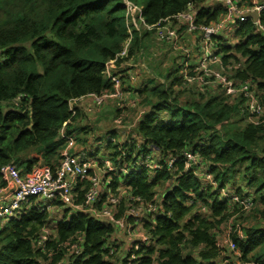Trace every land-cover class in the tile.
<instances>
[{
  "label": "trees",
  "instance_id": "16d2710c",
  "mask_svg": "<svg viewBox=\"0 0 264 264\" xmlns=\"http://www.w3.org/2000/svg\"><path fill=\"white\" fill-rule=\"evenodd\" d=\"M129 1L142 7L145 23L154 26L164 25L163 19L173 23L174 15L190 5L198 9V25L217 23L225 13L219 4L206 0ZM241 3L249 6L251 0H240ZM257 3L264 5L263 0ZM207 4L215 9H206ZM259 23L264 28V9L259 12ZM229 24L235 27V39L228 41L234 42L224 40L223 28L212 37L214 52L229 76L232 73L236 80H251L264 100V34L252 19ZM154 26L151 30L141 29L146 31L141 36L133 27L127 56L118 58L116 66L133 58L136 51H144V38L155 34ZM128 28L132 29V22L126 21L123 0H0V167L11 163L22 174L41 161L55 172L67 146L59 130L63 128L64 135L77 137L80 142L78 133L86 132L78 125L82 111L76 106L72 116L69 101L110 90L111 81L104 71L122 50L129 36ZM187 35L189 39L192 37ZM190 40L187 45L197 49L199 39ZM214 67L219 69L218 65ZM125 69L119 70L126 73L121 77L123 89L131 82L129 68ZM152 70L159 76L165 74L160 67ZM176 71V75L166 72L168 83L149 80L150 86L144 89L142 104L149 110L136 120L135 130L143 142L138 151L150 152L147 146L158 148L162 163L170 154L180 155L187 149L198 151L201 163L225 187L240 167V178L246 188L238 185L235 192L252 196L254 207L250 213L255 209L264 218V156L259 152V147L264 148V124L250 123L242 100L231 102L223 92L206 98L201 94L199 100L187 97L181 102L179 92L201 91L195 86H183L177 63ZM175 85L179 87L176 92ZM110 101L113 100L105 103ZM113 102L117 119L125 111ZM241 112L246 116L243 126L239 125L244 120L240 118ZM125 147L108 143L112 164H121L119 148ZM129 159L127 156L125 161ZM97 162L103 166L101 161ZM182 169L178 162L170 170H155L153 176L142 169L127 177L131 193L144 199H152L160 185H164L162 208L169 214L158 217L154 224L149 220L143 223L151 246L139 247L137 254H142L139 262L213 264L227 260V264H264V229L253 226L245 227L247 233L243 229L244 240L233 236L240 257L230 263L229 254L216 246L220 235L214 231L231 215L245 213L238 206L221 201L209 184L182 173ZM119 179L112 176L110 186L114 191ZM77 183L75 202L79 203L89 184ZM103 199L97 201V208H101ZM123 206L124 201L120 210ZM49 216L47 212L28 209L20 218L5 222L0 231V264H55L63 257L65 249L61 243L75 234L84 235V251L66 264H121L125 258V251L122 259H116L120 254L110 255L103 249L109 237L117 233L116 229L83 212L70 215L68 221L57 225L56 238L48 241V247L53 249L49 257L36 246ZM235 225L233 221L230 227Z\"/></svg>",
  "mask_w": 264,
  "mask_h": 264
},
{
  "label": "built area",
  "instance_id": "2783aa9c",
  "mask_svg": "<svg viewBox=\"0 0 264 264\" xmlns=\"http://www.w3.org/2000/svg\"><path fill=\"white\" fill-rule=\"evenodd\" d=\"M123 1L126 8V21L132 22V29L128 28L129 36L122 50L106 65L104 73L111 81L112 87L110 90H105V92L100 94L88 93L86 96L70 100L69 109L72 116L75 115V108L72 104L85 99L91 100L89 112L99 111L100 105L108 100H113L119 108H124L122 103L123 83L121 79L124 75L117 71L118 66H116L115 62L118 58L127 56L132 40V30H141L143 28L151 30L154 25L145 23L142 7L135 5L129 0ZM239 1L206 0V2L219 4L225 10L221 20L210 25H198L196 23L198 9L190 5L186 10L174 15L173 23L166 25L169 19H163L164 25L154 26L155 35L171 51L179 55L178 73L184 87L195 86L199 91H204L207 87L219 88L222 90L221 92L229 97L231 102L235 101L233 98L242 100L247 120L250 123L260 125L264 124V100L257 93L255 84L251 80L239 81L234 79L231 74L229 76L225 72L219 56L214 52L212 41V37L218 35L226 24L233 23L235 20L244 22L247 19H251L247 15L248 12L255 10L260 12L261 9H264V5L258 4L255 0H252L249 6L243 3L239 4ZM254 23L257 25L258 30L264 34V28L260 25L259 18ZM180 26L185 27L183 32L178 30ZM187 34L199 39L200 43L196 51L187 45V40H190L186 36ZM190 41L192 42V40ZM216 65L219 66V69L214 67ZM119 67H121L120 69H127V65L121 64ZM127 73L129 80L133 82V70L129 68ZM122 115L115 120L119 126L118 129H121L118 135L109 136L108 141L113 144L120 143L124 135H127L125 133V123L123 122L124 116ZM59 134L66 139L67 146L61 153V160L55 172H52L48 166L42 163L34 165L29 172L22 174L11 163L0 167V231L4 223L10 218L18 219L28 209L51 212L53 210L51 209L52 203L55 207V202L58 201L66 205L73 215L77 212H83L88 214L90 218L99 219L103 225L111 224L116 229L115 232L117 234H122L127 239L125 258L121 264H141L138 260L140 257L135 259L134 256L140 255L137 254V251L141 245L145 246L149 243L148 236L142 229L143 223L149 220L154 224L158 217L169 214L162 208L161 196L156 197L155 194L149 200L133 195L130 189L122 188L120 190L116 188L114 191L110 186L108 175H117L115 174L117 172L127 173L128 171L134 172L142 169L155 171L165 168L170 170L178 162L183 167L182 173L193 175L202 183L209 184L218 192L221 201H227L230 205L238 206L244 213L251 212L254 207L252 196L240 195L235 191L230 192L227 187L219 185L213 174L201 163L198 151L187 149L180 155L170 154L162 163L159 151H157L159 154L157 160L150 158L151 150L150 152H139L142 140L133 135L127 147L124 150L121 149L122 151L118 157V160L122 159L121 164L114 165L109 158L103 159L104 161L99 160L103 163V166H100V171L98 159L95 157H86L83 153L80 155L71 153L76 143L74 137L64 135L63 128L59 130ZM123 142H125V139ZM131 145H133V150L130 152ZM127 156L130 157L129 161L124 160ZM127 164L130 165L128 166ZM77 181L89 184L83 195V200L79 203L75 202L78 190ZM101 198H104L102 206L97 208L96 203ZM122 201H124V206L120 210ZM53 233L48 220L36 240V246L49 257L53 254V249L48 247V241L56 238ZM233 236L239 240L246 238L244 231L236 225L234 229L222 232L220 238L216 241V246L223 250L224 254L233 253L236 257H240V251ZM112 237H109V239ZM108 241L104 244L103 249H107L109 254L113 255L116 250L108 244ZM84 244V235L75 234L68 237L66 241L61 243L65 250L63 257L56 263L66 264L69 259H73L76 255H81L84 251ZM128 246L129 248H127ZM129 259H132V261L127 263ZM227 263V260H222L213 264Z\"/></svg>",
  "mask_w": 264,
  "mask_h": 264
},
{
  "label": "rangeland",
  "instance_id": "374dc122",
  "mask_svg": "<svg viewBox=\"0 0 264 264\" xmlns=\"http://www.w3.org/2000/svg\"><path fill=\"white\" fill-rule=\"evenodd\" d=\"M255 1H259V0H255ZM264 1V0H263ZM245 5L247 6L248 5V3H245ZM234 27V26H233ZM221 35H223V37H224V40H226V41H228L229 39H233L234 38V30L231 28V26H230V24L228 23V24H226V26L224 27V31H223V34H221ZM192 41L194 40V38L193 37H191L190 38ZM235 39V38H234ZM151 40V43H152V45H151V43H147V44H149L151 47L147 50V51H145V49H144V51L143 50H139V51H136L135 53H134V55L136 54V53H138V55L140 56V57H142L141 58V60L139 61V62H137V63H143L144 65H145V63H144V59L143 58H145V60H146V63L149 65V63L151 62V61H153V64L155 65V67L157 68V67H160V64L162 63H165L166 65H165V67L164 68H167V67H169L170 69H174V67H175V63H177L178 65L180 64V59H179V55H177L175 52H173V51H171L170 49V52H173V54H175V56L173 55V57H174V59H172V56H168L167 54L165 55V51H162V52H158V48H159V46L157 45V43L155 42V40L153 39V38H151L150 39ZM228 42H234V40L233 41H228ZM133 62V58H131L130 60H128V61H126V63H127V68H130V66H128V64H130V63H132ZM163 68V69H164ZM176 68V67H175ZM111 69V68H110ZM148 69V68H147ZM125 71H126V69H125ZM144 72H146V71H144ZM175 73H176V71H175ZM148 74H149V76H150V79L152 78V76H153V74H151V72L149 73V71H148ZM133 76H134V81H136L137 82V80H138V78H137V80H136V74H135V71H133V74H132ZM157 76V74L155 73L154 74V76ZM147 76H145L143 79H145ZM141 79L142 78H139V80L138 81H141ZM130 86V85H129ZM176 86V85H175ZM214 89L215 91H217V92H215V93H208V89ZM126 91H132L133 93L135 92V91H137V93H138V95H135V102L133 101V105H130V106H127L126 107V105H125V99H124V92H125V89H123V87H122V103H123V105H124V114L122 115V116H124V120H123V122L125 123L124 124V126H125V133H127V135H124V137H123V140H121L120 141V143H116L115 145H119V146H121V145H126V147H127V145H128V142L129 141H131V139L133 138V135H135L137 138H139L138 137V135H137V133H136V130L135 129H133L132 128V126L133 125H135V127H136V119L140 116L141 117V115H143V113H145L144 111H143V109H144V105L142 104V99L145 97V94H142V93H140V91L139 90H136L135 88H134V86H130V87H128L127 89H126ZM176 91H178V90H175V92ZM221 89H219V88H213V87H207L204 91H201V92H199V93H187V92H179V95H178V99L181 101V102H184V100L187 98V97H189V98H191V99H194V100H199V98H200V95L202 94L205 98L206 97H208V96H214V95H216L217 96V94L219 93H221ZM218 94V95H219ZM233 100H236V98H233ZM240 100V99H239ZM230 101V100H229ZM87 101H84V100H82V101H76V102H74L72 105H74V108H76V106H78V105H80V104H82V109H83V115H82V117H81V119H80V121H79V123H81L82 121H84L85 119H86V117H87V115H86V113H89V114H91L90 115V117H91V119H93L95 122H94V124H96V126H86L85 128L87 129V131H88V138H87V140H91V143H92V147L90 148V153H91V155L90 156H92V155H98V156H92V157H95V158H101V160H103V159H108L109 158V156H106V157H99L100 155H104V153L106 152V151H109L108 150V148H107V145H108V143H111V142H109L108 140H109V136H111V135H118V133H119V130H121V129H118V125L116 124V122H115V120L116 119H114L113 117H108V118H106L105 117V120H106V122H107V125H104V124H102L101 125V120L103 119V117L102 116H100V114H101V112L100 111H96V112H94V111H91V112H89L88 111V109L89 108H91V100L89 99V101H88V103H86ZM86 106V107H85ZM79 108V107H78ZM84 108H85V111H84ZM149 108V107H148ZM80 109V108H79ZM81 110V109H80ZM86 112V113H85ZM240 118H244V120H242L240 123H239V125L240 126H243L244 124H245V122H246V116L244 115V113H242L241 112V115H240ZM114 119V120H113ZM113 120V121H112ZM102 126V127H101ZM115 126V128H114V130H113V127ZM95 127H97V128H95ZM113 130V131H112ZM110 131H112L111 133H109ZM124 139H125V142H123L124 141ZM140 139V138H139ZM99 143H101V147L99 148L98 147V144ZM143 143V142H142ZM142 143H141V145H142ZM113 144V143H112ZM125 147V148H126ZM144 147V146H143ZM125 148H119V151H120V153H121V149H125ZM147 148H150V150H151V153H150V158H152L153 160H157L158 158H159V154H158V152L157 151H159L160 152V150L158 149V148H154L153 146H151V147H149V146H147ZM73 149H76V146L73 148ZM72 149V150H73ZM259 149H260V154H261V156H264V151L262 150V149H264V148H261V147H259ZM262 150V151H261ZM71 152V151H70ZM36 157V156H35ZM110 160V159H109ZM125 160V159H124ZM104 161V160H103ZM128 166L130 165V164H127ZM99 169H100V171H101V167L99 166ZM139 171H141V170H139ZM139 171H134V172H132V171H128L127 173H122V172H117V173H115V174H117L119 177H120V179H119V184L117 185V187L116 188H118V189H130L127 185H126V183H127V177H129L131 174H133V173H135V172H139ZM154 171H150V175L151 176H153L154 175V173H153ZM240 172H241V169H240V167H237V169H236V172H234V174H233V176L232 177H230V179L228 180V182H227V189L230 191V192H234L235 191V189L238 187L237 185H241V187H243V188H246V185H244L245 183H243V181L241 180V176H240ZM104 176H106V174H104ZM112 176L113 175H111V174H109L108 175V178H110V185H111V182H112ZM233 184V187H232V189H229L230 188V185H232ZM164 185H160V187H159V189L157 190L158 192L156 193V197H162V194H163V191H164ZM250 192V194H252V192L251 191H249ZM58 201H56L55 202V208L53 209V211H51L49 214H50V216H49V220H53V223H56V221H57V219H59L60 217H61V215H66V209H67V207H66V205H64V204H61L60 202H58V203H60L61 205H59V204H56ZM195 209V208H194ZM255 210V209H254ZM253 210V212L252 213H245V215H241V214H238L237 215V218L238 219H236V221H235V224L236 225H238L239 226V228L243 231V229H244V231L246 232L248 229L247 228H249V227H252L253 226V228H255V229H261L262 230V227L264 226V218H263V216L259 213V212H257V213H255V211ZM232 224V223H231ZM235 225V226H236ZM244 225V226H243ZM227 226V225H226ZM242 227H244V228H242ZM245 227H247V228H245ZM228 229H234L233 227H227L226 229H223L222 231L223 232H226ZM247 233V232H246ZM111 246L114 248V249H116L117 248V246H114L112 243H111ZM145 246H151L149 243L148 244H146ZM127 248H129V246L127 247ZM122 251V249H120L119 248V250L116 252L117 254H120V252ZM133 251H135V249H133ZM229 255H228V258H229V261H230V263L232 262V261H237V257L235 256V255H233L232 253H228ZM135 257V259H137V257H141V254L140 255H135L134 256ZM116 259H118V256H116ZM132 261V259H129L128 260V262L127 263H129V262H131ZM55 264H58V263H55ZM131 264H133V263H131Z\"/></svg>",
  "mask_w": 264,
  "mask_h": 264
},
{
  "label": "crops",
  "instance_id": "0c3cea01",
  "mask_svg": "<svg viewBox=\"0 0 264 264\" xmlns=\"http://www.w3.org/2000/svg\"><path fill=\"white\" fill-rule=\"evenodd\" d=\"M252 1V0H251ZM209 3V2H208ZM205 8L206 9H215L214 8V6L212 5V4H207L206 6H205ZM220 16V15H219ZM170 24V21L169 22H167V24L166 25H169ZM231 26V28L235 31V27H233V25H230ZM180 32H183L184 31V26H180L179 27V29H178ZM138 32H139V35L141 36V35H143L144 33H146V31L145 32H143V31H141V30H138ZM152 35V34H151ZM147 35L145 38H144V40H145V51H147L151 46L149 45V44H147V43H151V38H153L154 40H155V42L157 43V45L159 46V48L157 49L158 50V52H162V51H165L166 53H165V55L167 54L168 56H172V59H174V57H173V55L175 56V54H173V52H170V50H169V47L163 42V41H161L155 34L154 35ZM154 36V37H153ZM187 37H189V35H186ZM151 45H152V43H151ZM195 51L197 50V49H195V48H193ZM141 58L142 57H140L139 55H138V53L133 57V62L132 63H130V64H128L130 67H132L133 68V71H135V74H136V80H137V78H138V80H139V78H142L141 79V81H138L137 80V82L136 81H131L128 85H125L124 86V89H125V92H124V99H125V105H126V107L127 106H130V105H133L134 103H133V101L135 102V95H138V93H137V91H135L134 93L132 92V91H126V89L128 88V87H130V86H134V88L136 89V90H139L140 91V93H142V94H144V89L147 87V86H150L149 84V80H153V81H155L156 83H168V80H166L165 79V75H166V72L167 71H171L172 72V74L174 75H176V73H177V71H176V63H175V67H174V69H170L169 67H167V68H164L165 67V63H161L160 64V71L162 70V71H165V74H164V76H159V75H155L154 76V74H155V72L152 70V67H155V65L153 64V61H151L150 63H149V65L146 63V60H145V58H143L144 59V63H145V65L143 64V63H137V62H139L140 60H141ZM123 65H127V63H123ZM152 66V67H151ZM121 67H119L118 66V71L119 70H121L120 69ZM148 68V69H147ZM164 68V69H163ZM122 70H124V69H122ZM144 71H146V72H144ZM148 71H149V73L151 72V74H153V76H152V78L150 79V76H149V74H148ZM175 71H176V73H175ZM232 74V73H231ZM123 75L124 76H126V73H123ZM145 76H147L145 79H143ZM130 85V86H129ZM174 88H175V90H179V87H177V86H174ZM215 92H217V91H215L214 89H208V93H215ZM188 93V92H187ZM85 101H87V99L85 100ZM87 103H88V101H87ZM115 105H114V102L113 101H110V102H107V103H105L102 107H100V109H99V111L101 112V114H100V116H102L103 117V119L101 120V125L102 124H104V125H107V122H106V120H105V117L106 118H108V117H113L114 119H115V114H116V109H115V107H114ZM145 107H144V109H143V111L144 112H147L148 110H149V108L147 107V105H144ZM77 107H79L80 109H81V111L83 112V109H82V104H80V105H78ZM86 107V106H85ZM84 111H85V108H84ZM81 112V114L83 115V113ZM118 112V111H117ZM86 113V112H85ZM143 114H145V113H143ZM86 115H87V117H86V119L84 120V121H82L81 123H78V125L81 127V128H85L86 126H96V124H94V120L93 119H91V117H90V115L91 114H89V113H86ZM140 117V116H139ZM138 117V118H139ZM137 118V119H138ZM165 118V117H164ZM113 119V120H114ZM136 119V120H137ZM112 120V121H113ZM166 120V119H165ZM102 127V126H101ZM95 128H97V127H95ZM114 128H115V126L113 127V130H114ZM132 128L133 129H135V125H133L132 126ZM86 129V128H85ZM112 130V131H113ZM112 131H110L109 133H111ZM79 134V136L78 137H80V138H82V139H80L81 140V142L80 141H78V138L76 137L75 138V145L74 146H76V149H73L72 150V152L71 153H73L74 155H80V154H84L86 157H90L89 156V153H90V148L92 147V143H91V140H87V138H88V131H87V129H86V132L85 133H78ZM98 147L100 148L101 147V143H99L98 144ZM91 154V153H90ZM109 154H110V151H106L105 153H104V155H100L99 157H106V156H109ZM92 156H98V155H92ZM96 159H98V160H101V158H96ZM38 163H41V161H38ZM37 163V164H38ZM244 183V182H243ZM245 185V184H244ZM77 186H78V184H77ZM226 186H228L227 185V183H226ZM238 186V185H237ZM232 187H233V184L232 185H230V188L229 189H232ZM251 192H253V188H251ZM55 207H54V205H53V203H52V207H51V209H54ZM262 208V206H260V209ZM69 210V209H68ZM53 211V210H52ZM47 213H50V212H47ZM70 215H73V213H71L70 212V210L66 213V215H61V217L59 218V219H57V221H56V223H53V220H49V225H50V228H51V230L54 232L53 234L56 236L57 234H56V231H57V225L60 223V222H62V221H68L69 220V217H70ZM236 219H238L237 218V215L236 214H233V215H231L229 218H228V220H226V221H224V223H222L221 224V226H219V228L217 229V230H215L214 231V233H215V235L216 234H218V235H220L221 236V234H222V230L223 229H226L227 227H229L230 225H231V223H233V221L235 222L236 221ZM227 225V226H226ZM244 226V225H243ZM262 229H264V226L262 227ZM109 243L108 244H110L111 245V243L114 245V246H117V247H119L120 249H122V252H120V255L118 256V258H120V259H122V257H123V254H124V251H125V247H126V245H127V241H126V239H125V236L124 235H122V234H115L111 239H109V241H108Z\"/></svg>",
  "mask_w": 264,
  "mask_h": 264
},
{
  "label": "water",
  "instance_id": "95a60500",
  "mask_svg": "<svg viewBox=\"0 0 264 264\" xmlns=\"http://www.w3.org/2000/svg\"><path fill=\"white\" fill-rule=\"evenodd\" d=\"M247 15L252 19V21H257L259 18V12L257 10L248 12Z\"/></svg>",
  "mask_w": 264,
  "mask_h": 264
}]
</instances>
